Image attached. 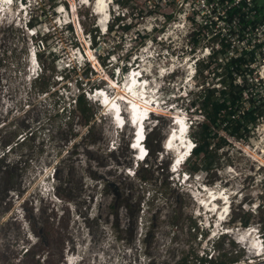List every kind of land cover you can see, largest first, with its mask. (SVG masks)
<instances>
[{
    "label": "rangeland",
    "instance_id": "obj_1",
    "mask_svg": "<svg viewBox=\"0 0 264 264\" xmlns=\"http://www.w3.org/2000/svg\"><path fill=\"white\" fill-rule=\"evenodd\" d=\"M10 2L0 8V143L23 137L0 162V264H197L222 254L264 261L246 242L254 245L264 227V120L246 142L226 136L207 174L171 172L173 153L162 150L179 116L188 126L203 122L190 103L218 86L213 70H226L205 53L220 48L218 39H207L183 7L159 0L123 8L113 0L104 35L79 0ZM263 65L255 69L262 82ZM131 68L157 102L144 128L148 155L136 167L129 123L117 129L87 96L93 86L119 85ZM41 83L49 91L41 94ZM117 88L109 92L116 101ZM80 93L94 113L87 125L74 105ZM212 193L228 203L210 199L209 208ZM247 228L256 231L244 236Z\"/></svg>",
    "mask_w": 264,
    "mask_h": 264
},
{
    "label": "trees",
    "instance_id": "obj_2",
    "mask_svg": "<svg viewBox=\"0 0 264 264\" xmlns=\"http://www.w3.org/2000/svg\"><path fill=\"white\" fill-rule=\"evenodd\" d=\"M130 0H115L117 6L123 8L129 6ZM243 4H239L228 12V16L238 15L240 18V28L243 30L247 25V22L255 25L264 19L263 5H259L254 0V8L256 9V15L253 21H246L245 12L242 10ZM169 19V18H168ZM116 21V18L114 17ZM114 23V21H113ZM35 24L29 21L27 27H34ZM112 26L108 30H111ZM129 27H125L127 30ZM139 36V34H137ZM146 36L143 38L145 39ZM92 43L95 45V36L92 37ZM228 43L221 41L219 49L211 52V57H215L224 61L226 70H213V77L217 79V85L211 87L202 88L196 95V98L191 101L190 107L193 109V113H199L202 115L200 120L203 122L190 123L188 134L189 139L192 140L194 148L190 153L191 159L194 162L190 164L191 159H187L182 166H185V172L189 176L205 172L206 174L213 168L219 166V161L215 159L209 160V154L213 150H218L224 145L228 144L227 138L237 141H248L257 126L264 120V82L256 79L257 70L249 69L248 65L254 62L255 51L260 46L251 51L241 49L236 56L223 58L227 49ZM38 60L41 63V58L38 53ZM102 66H106L102 64ZM247 69V70H243ZM123 70V68H122ZM45 70H42L44 73ZM201 73L203 71L196 70L195 73ZM38 74L34 82H40ZM39 92L45 93L49 91V83H41L39 86ZM74 105L83 116L84 125H87L93 118L92 113L87 108V101L84 98L83 93L78 94L74 98ZM220 132L222 134H220ZM16 137V136H15ZM16 138L0 143L3 154L0 156V162L4 159V156L9 153L14 147L18 146V140L14 142ZM214 139H217L214 142ZM25 141V138L22 142ZM21 142V143H22ZM10 146V149L5 152V147ZM246 226L247 223H242ZM262 230V231H261ZM261 236L264 242V227L261 228ZM221 260H212V256L207 258L195 257L197 264H235L238 262L236 258H230L227 254L221 255ZM194 259V258H193ZM188 259L182 258L180 264H187Z\"/></svg>",
    "mask_w": 264,
    "mask_h": 264
},
{
    "label": "bare ground",
    "instance_id": "obj_3",
    "mask_svg": "<svg viewBox=\"0 0 264 264\" xmlns=\"http://www.w3.org/2000/svg\"><path fill=\"white\" fill-rule=\"evenodd\" d=\"M10 1L12 0H0V8H2L3 5L10 4L11 3ZM112 1L113 0H93V1L79 0V2L82 3L83 5L90 6L92 8L93 14L97 16V18L99 19L97 25L101 29H104L106 26V19L108 18L107 7L110 8V3H112ZM262 71H263L262 73L264 74V65L262 66ZM115 85H116L115 83L108 84L106 90L105 88H103L102 92L98 94L97 100H100L102 98L104 111L106 110L107 113H110L112 120H113L112 115H115V122L123 123L125 125V123L127 122L130 124L131 121L132 124V125L130 124V127L132 128L131 130L135 131L136 134H132V138L134 137V140L132 139L130 143H133V147L130 148L129 146V148L131 149V151H134V153H136V155L138 156V157L134 156L135 160L137 161H140L142 159L145 160L144 154L146 149L142 141V138L145 136V131H144L145 121L143 120L146 116H148V114L150 115V113L157 107V102L153 100V97L156 96V94L154 96L151 95L152 93H150V91L152 89L150 91L148 90L150 89L151 86H148L146 79L144 78V75H139V73H135L134 69L131 73V77L127 79L123 87L121 85H117V86ZM112 87L113 88L118 87L117 88L118 97H119L118 99L121 102H119V100L116 101L111 98L109 92L111 91ZM89 98L92 99L91 95L89 96ZM122 105H125V108L127 109L126 112L122 110L123 109ZM119 109L120 112H118ZM124 115L126 116L127 121L125 117L123 118ZM172 124L174 129L170 130L166 138H164L162 150L173 153L172 161L170 164V171L178 172L180 171L183 163H185L187 158L190 157L188 151L191 145H189L188 148V144L189 142L192 141L189 138H187L189 127L187 133H185V127L188 126L187 125L188 122L185 120L184 116L182 117L179 116V119L175 120L174 123L172 122ZM210 199H212V204H214L213 201L215 199L216 200L223 199L224 200L223 206H225L228 203L226 198L220 196L216 197L215 193H212L211 196L209 195L208 201L206 202L209 208H211L212 206V204L208 203ZM219 210L221 209L218 208L217 211ZM223 215H224V210L223 212H221V216ZM254 230L256 231V229L254 228H247L246 230H244V236H250L254 232ZM225 231L227 232L229 230H225ZM246 242H248L249 244L251 243V246L250 245L249 246L255 250L254 252L255 256L263 255V252L259 251L260 250L259 245L255 247L253 245V241L251 240H247ZM65 264H67V261H65Z\"/></svg>",
    "mask_w": 264,
    "mask_h": 264
},
{
    "label": "built area",
    "instance_id": "obj_4",
    "mask_svg": "<svg viewBox=\"0 0 264 264\" xmlns=\"http://www.w3.org/2000/svg\"><path fill=\"white\" fill-rule=\"evenodd\" d=\"M159 1L164 5L173 4L179 7H183V9L193 17V21L197 22L201 30L205 32L207 39H218L219 44L221 41L230 44L229 48L225 53V55H228V57L236 56L241 49H245L246 51H251L256 47V45H259L260 47L258 49L256 48V51L254 53L255 54L254 62L248 65L249 69L255 70L258 67L259 62L261 60L264 61V19H262L260 22L256 23L255 25H252L251 23L247 22L245 28H243V30L240 31L239 16L238 15H233L232 17L228 16V12H230L233 7L238 6L239 4H243L244 7H242V10L245 12L244 18L246 19V21H253L257 13L256 9L254 8V0H159ZM107 9H108V14H107L108 18L106 19V26L104 29L100 28V32L102 35L108 32L109 23L111 21L109 7H107ZM234 39H237V42H240L241 46H236L235 44H232L231 40L233 41ZM94 46L95 45L93 43L89 42V47L91 49H95ZM205 53L208 56H211V52L208 49L205 50ZM34 61L36 64L37 63L36 59H34ZM133 69L134 68H131L130 70ZM131 73H132L131 71L127 72L123 76V81L120 83L122 87L125 85L127 79L131 77ZM37 75L38 74H36V77ZM112 75L113 74H111V76ZM114 83L115 84L117 83L116 79ZM106 87H104L105 90ZM102 89L103 88L93 86L91 89H89L90 93H87L88 99L89 100L98 99L97 98L98 94L102 92ZM90 95L92 99L89 98ZM98 103L100 104V106L104 107L102 104V98L98 100ZM118 112H120V109L118 110ZM112 117L113 120L115 121V115H112ZM115 123L118 129H121L124 125L123 123H119V122H115ZM133 134H136V132L133 131ZM20 136L18 140H20L23 137ZM132 139L134 140V137ZM131 146H133V143H130V148H132ZM5 149L6 152L7 150L10 149V146H7V148L5 147ZM2 154L3 152L1 151L0 156ZM144 155H145L144 158H146V156L148 155L147 150L145 151ZM140 161H143V159ZM137 162L138 161L135 160L134 163L135 166ZM257 245H259L260 247L259 251L263 252L264 242L261 234L260 236L259 235L257 236V240L255 241L254 246L256 247ZM254 263L255 262L248 260L246 263L243 264H254ZM235 264H242V263L237 262Z\"/></svg>",
    "mask_w": 264,
    "mask_h": 264
},
{
    "label": "water",
    "instance_id": "obj_5",
    "mask_svg": "<svg viewBox=\"0 0 264 264\" xmlns=\"http://www.w3.org/2000/svg\"><path fill=\"white\" fill-rule=\"evenodd\" d=\"M258 264H264V261H262V262H260V263H258Z\"/></svg>",
    "mask_w": 264,
    "mask_h": 264
},
{
    "label": "clouds",
    "instance_id": "obj_6",
    "mask_svg": "<svg viewBox=\"0 0 264 264\" xmlns=\"http://www.w3.org/2000/svg\"><path fill=\"white\" fill-rule=\"evenodd\" d=\"M145 121V125H147L148 123H146V120H144ZM136 167V166H135Z\"/></svg>",
    "mask_w": 264,
    "mask_h": 264
}]
</instances>
